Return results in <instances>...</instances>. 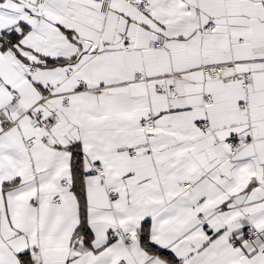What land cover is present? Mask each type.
Here are the masks:
<instances>
[{
    "label": "snow or ice",
    "instance_id": "snow-or-ice-1",
    "mask_svg": "<svg viewBox=\"0 0 264 264\" xmlns=\"http://www.w3.org/2000/svg\"><path fill=\"white\" fill-rule=\"evenodd\" d=\"M0 264H264V0H0Z\"/></svg>",
    "mask_w": 264,
    "mask_h": 264
}]
</instances>
